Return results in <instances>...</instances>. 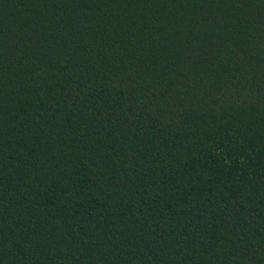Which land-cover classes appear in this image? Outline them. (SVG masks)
Returning a JSON list of instances; mask_svg holds the SVG:
<instances>
[{
	"label": "trees",
	"instance_id": "obj_1",
	"mask_svg": "<svg viewBox=\"0 0 264 264\" xmlns=\"http://www.w3.org/2000/svg\"><path fill=\"white\" fill-rule=\"evenodd\" d=\"M0 264H264V0H0Z\"/></svg>",
	"mask_w": 264,
	"mask_h": 264
}]
</instances>
